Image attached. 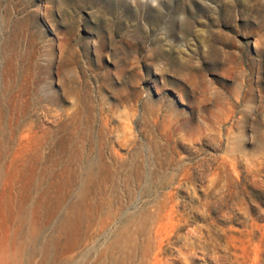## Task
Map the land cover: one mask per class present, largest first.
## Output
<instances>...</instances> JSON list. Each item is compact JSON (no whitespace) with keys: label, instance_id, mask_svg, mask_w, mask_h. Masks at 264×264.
Returning <instances> with one entry per match:
<instances>
[{"label":"rangeland","instance_id":"1","mask_svg":"<svg viewBox=\"0 0 264 264\" xmlns=\"http://www.w3.org/2000/svg\"><path fill=\"white\" fill-rule=\"evenodd\" d=\"M0 264H264V0H0Z\"/></svg>","mask_w":264,"mask_h":264},{"label":"bare ground","instance_id":"2","mask_svg":"<svg viewBox=\"0 0 264 264\" xmlns=\"http://www.w3.org/2000/svg\"><path fill=\"white\" fill-rule=\"evenodd\" d=\"M181 24V23H180ZM185 68V67H184Z\"/></svg>","mask_w":264,"mask_h":264}]
</instances>
